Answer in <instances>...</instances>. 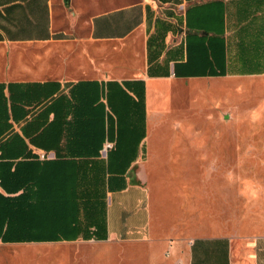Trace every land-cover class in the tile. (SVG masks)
<instances>
[{
  "label": "crops",
  "instance_id": "1",
  "mask_svg": "<svg viewBox=\"0 0 264 264\" xmlns=\"http://www.w3.org/2000/svg\"><path fill=\"white\" fill-rule=\"evenodd\" d=\"M47 43L81 47L67 65L22 53ZM238 78H264V0H0V242L56 239L0 246V264H77L90 242L135 264H264V136L171 102L179 80L205 96ZM79 109L103 114L98 155Z\"/></svg>",
  "mask_w": 264,
  "mask_h": 264
},
{
  "label": "rangeland",
  "instance_id": "2",
  "mask_svg": "<svg viewBox=\"0 0 264 264\" xmlns=\"http://www.w3.org/2000/svg\"><path fill=\"white\" fill-rule=\"evenodd\" d=\"M81 46H71L68 44H41L31 45L23 49L22 53L25 58L32 63L35 59L42 57L45 59L56 60L62 59V64H69L71 59L76 56ZM19 55V53H18ZM23 56V55H22ZM19 57H21L19 55ZM116 54L114 60L122 62L126 59ZM57 61V60H56ZM197 82V79H183L175 83L173 90V103L181 105L184 109L189 108L191 117L199 120L201 124H206V132L216 133H238L241 135H259L264 136V78H238L227 84L221 83L220 86L212 89L205 96L200 94L203 85ZM185 111V110H184ZM179 113H182L180 111ZM213 121V122H212ZM212 122V123H210ZM237 224L206 222V231L213 232L217 226ZM240 231H248V223L239 222ZM264 229V228H263ZM20 245L37 247L43 245H53L52 243H43L36 241L21 242L19 244H6L0 242V246ZM87 245V252L78 253L76 256L77 264H135L133 253L121 254L117 248L110 253L112 246H129L124 243H107V242H90ZM84 246V245H83ZM140 252L145 251L146 243L135 244ZM141 264H146L145 254L141 255ZM124 260V262H123ZM7 261L6 264H9Z\"/></svg>",
  "mask_w": 264,
  "mask_h": 264
},
{
  "label": "trees",
  "instance_id": "3",
  "mask_svg": "<svg viewBox=\"0 0 264 264\" xmlns=\"http://www.w3.org/2000/svg\"><path fill=\"white\" fill-rule=\"evenodd\" d=\"M68 1L69 0H65L66 3H68ZM75 114H77V117L75 118H76V121L78 122V129H77L78 135H81L83 133L84 128H85L84 123H87V129H88L87 135L90 136L92 139L91 142H88V146H92L91 150H88V151H92L94 152L95 155H98L100 153V149L103 147V141L105 137L104 127H103V114L101 113L100 110H97V109H94L91 115L88 113V116L85 114L83 110H80V109L75 111ZM70 132H72V130ZM93 160L95 159H92V161ZM87 176L88 175L86 174V171L83 170V173H79V180H85L84 177H87ZM93 176H96V174H93ZM31 209L32 208H30V213L32 214ZM51 211H52V207H49L48 212L50 213ZM51 215H52V212H51ZM35 233L37 232L35 231ZM16 240L42 241V240H56V239L50 238V237H40V236L35 235V236L23 237V238L16 239Z\"/></svg>",
  "mask_w": 264,
  "mask_h": 264
},
{
  "label": "built area",
  "instance_id": "4",
  "mask_svg": "<svg viewBox=\"0 0 264 264\" xmlns=\"http://www.w3.org/2000/svg\"><path fill=\"white\" fill-rule=\"evenodd\" d=\"M110 146H112V143L111 142H107L106 145H105V148L107 149Z\"/></svg>",
  "mask_w": 264,
  "mask_h": 264
},
{
  "label": "water",
  "instance_id": "5",
  "mask_svg": "<svg viewBox=\"0 0 264 264\" xmlns=\"http://www.w3.org/2000/svg\"><path fill=\"white\" fill-rule=\"evenodd\" d=\"M69 2H70V0L68 1V3H67V4H69Z\"/></svg>",
  "mask_w": 264,
  "mask_h": 264
}]
</instances>
